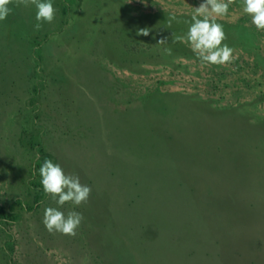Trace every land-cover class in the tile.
<instances>
[{
	"label": "rangeland",
	"instance_id": "374dc122",
	"mask_svg": "<svg viewBox=\"0 0 264 264\" xmlns=\"http://www.w3.org/2000/svg\"><path fill=\"white\" fill-rule=\"evenodd\" d=\"M201 2L52 0L39 31L35 6L9 5L0 264H264V31L236 0L215 18L236 59L205 66L180 39ZM45 158L86 204L46 196ZM46 207L81 213L77 234H49Z\"/></svg>",
	"mask_w": 264,
	"mask_h": 264
},
{
	"label": "clouds",
	"instance_id": "9594fccd",
	"mask_svg": "<svg viewBox=\"0 0 264 264\" xmlns=\"http://www.w3.org/2000/svg\"><path fill=\"white\" fill-rule=\"evenodd\" d=\"M14 0H0V21H4L10 14L9 5ZM236 0H202L191 17V24L184 39L191 45L193 53L205 66H225L232 63L236 57L234 50L223 41L226 35L223 25L215 22L216 17L228 15L230 5ZM17 6H35L36 14L34 29L39 31L44 23H52L56 16V9L52 0H15ZM242 11L251 17V22L257 31H264V0H242ZM175 16L169 17L168 27H171ZM178 22V21H177ZM137 35L148 36L149 29H140ZM166 37L157 42L165 44ZM165 54L171 55V49L165 48ZM40 183L48 198L62 207L66 203L74 206L86 204L91 194V188L81 184L77 175L65 174L58 163L45 158L40 169ZM81 213L69 211L67 215L58 207H46L42 223L49 234L59 233L69 237L77 234L83 220Z\"/></svg>",
	"mask_w": 264,
	"mask_h": 264
},
{
	"label": "trees",
	"instance_id": "16d2710c",
	"mask_svg": "<svg viewBox=\"0 0 264 264\" xmlns=\"http://www.w3.org/2000/svg\"><path fill=\"white\" fill-rule=\"evenodd\" d=\"M4 216L3 211L0 209V217Z\"/></svg>",
	"mask_w": 264,
	"mask_h": 264
}]
</instances>
